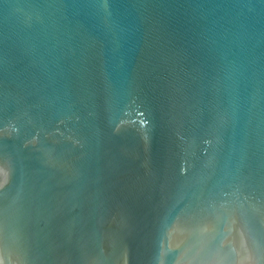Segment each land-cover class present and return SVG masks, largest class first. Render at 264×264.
Instances as JSON below:
<instances>
[{"label": "water", "instance_id": "obj_1", "mask_svg": "<svg viewBox=\"0 0 264 264\" xmlns=\"http://www.w3.org/2000/svg\"><path fill=\"white\" fill-rule=\"evenodd\" d=\"M0 264H264V0H0Z\"/></svg>", "mask_w": 264, "mask_h": 264}]
</instances>
